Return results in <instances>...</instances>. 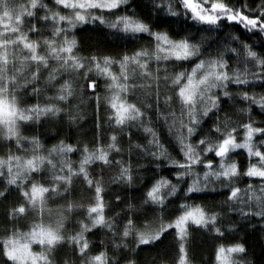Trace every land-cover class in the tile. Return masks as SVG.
<instances>
[{
	"label": "snow or ice",
	"instance_id": "6c2138e0",
	"mask_svg": "<svg viewBox=\"0 0 264 264\" xmlns=\"http://www.w3.org/2000/svg\"><path fill=\"white\" fill-rule=\"evenodd\" d=\"M208 241L264 264V0H0V264Z\"/></svg>",
	"mask_w": 264,
	"mask_h": 264
},
{
	"label": "trees",
	"instance_id": "16d2710c",
	"mask_svg": "<svg viewBox=\"0 0 264 264\" xmlns=\"http://www.w3.org/2000/svg\"><path fill=\"white\" fill-rule=\"evenodd\" d=\"M101 120L103 121L105 119V114L103 111L100 112ZM92 126V119H89V123L85 125V129H88ZM91 139V137H89ZM212 242L208 241L204 245H198L196 247V254H195V264H206L207 261L210 260L212 255ZM249 244L252 246L253 250L256 252L257 257H259V248L255 245V239L250 238Z\"/></svg>",
	"mask_w": 264,
	"mask_h": 264
}]
</instances>
